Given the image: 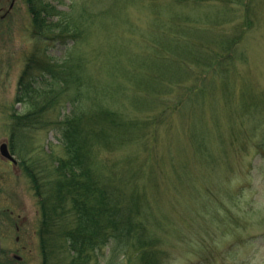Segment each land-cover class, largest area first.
<instances>
[{"label": "trees", "instance_id": "1", "mask_svg": "<svg viewBox=\"0 0 264 264\" xmlns=\"http://www.w3.org/2000/svg\"><path fill=\"white\" fill-rule=\"evenodd\" d=\"M24 1L32 16L35 50L26 61L16 96V103L28 109V113L14 115L13 127L42 131L54 126L63 152L49 165L39 161L29 163L24 159L21 162L38 201L37 237L41 264H166L169 252L165 248L167 243L162 240L169 220L167 215L161 214L158 205L163 199L168 206L169 199L155 171L159 174L162 168L166 172L162 176L165 180L168 175L176 179V191L182 193L183 198L185 193L190 200L198 196L197 203L202 209L203 195H211L210 180L204 174L198 175L196 183L202 186L197 193L189 178L192 168L199 165L210 166L211 170L216 165L228 167L233 161L231 148L237 145L235 149L239 151L242 147L240 139L245 133L240 116L260 107L248 104L242 110L234 140L230 138L227 143L223 141L216 147L207 144L206 147L202 136L196 137V143L190 138V131L197 132L191 126L197 125L201 118L204 110L201 111L200 106L208 96V89L216 88L212 77L205 80V71L219 73L221 65L233 55V47L240 44L243 36L242 26L248 22L246 18L253 8V0H226L233 9H242L245 15L241 16L243 23L238 28L241 32L227 37L228 52L224 56L221 54L219 59L203 50L207 41L200 38L207 28L200 23L201 16L195 15L200 11L207 17L218 14V11L207 14V6L213 0H142L150 8L154 23L149 27L150 32L141 33L142 43L155 50L154 58L162 60L161 63L175 59L165 70L157 66L158 85L155 86L140 83V70L147 54L138 55L139 59L133 62L124 58L130 63L128 71L119 57L114 59L107 55L102 61H88L80 51V46L85 40L87 42L89 26L106 14L110 18L111 7L122 0H110L107 10L85 13L80 18L74 17L71 10L67 13L57 11L45 0ZM189 13L196 16L194 20ZM221 37L219 40H223ZM54 44L67 49V56L58 63L46 57V50ZM218 47H223V43ZM190 49L195 50L196 55L182 60L181 53ZM121 51L126 55L124 49ZM92 64L95 70L90 76L88 66ZM193 68H197L199 74L195 75ZM101 70L104 75L108 73L110 79L118 76L130 85L122 87L117 83L118 90H115L113 84L102 81ZM220 74H224V69ZM184 76L193 81L191 85H183ZM173 92L177 97L174 103L160 102ZM121 104H126L123 110H120ZM154 107L162 109L153 117H141ZM57 110L59 114L54 117ZM176 115L180 116V121H185L182 127L185 129L182 130L184 146H173L170 141L171 146L162 155L158 143H154L155 134L161 127L169 126L168 116L175 119ZM132 145L141 147L146 156L150 154L149 173L144 171L138 155L123 160H115L112 156L117 152L122 155V150ZM222 145L225 146L221 150ZM10 151L15 152L13 147ZM182 152H186L184 157ZM210 153L217 156L215 161L211 160ZM174 200L170 207L174 206ZM180 239L183 241L182 237Z\"/></svg>", "mask_w": 264, "mask_h": 264}, {"label": "rangeland", "instance_id": "2", "mask_svg": "<svg viewBox=\"0 0 264 264\" xmlns=\"http://www.w3.org/2000/svg\"><path fill=\"white\" fill-rule=\"evenodd\" d=\"M45 1L59 12L67 13L71 10L77 18L85 13L95 14L107 10L110 2V0ZM252 7L250 15L248 14L246 18L248 22L245 23L241 17L245 15L243 10L233 9L226 0H213L211 5L207 6V14L217 11L218 14L214 13L207 17L202 16L201 11L195 12L196 16L197 14L201 16L200 23L207 28L202 36L204 39L200 38L208 42L205 43L206 47L200 45L204 47L206 54L217 55V59L221 54L226 55L227 39L235 34L239 35L238 32L241 30L238 28L242 23L243 36L240 37V44L233 47V55L221 65L219 73L210 74L209 70L205 71L207 78L205 80L208 81L212 77L216 88L208 89V96L200 106V110L204 111L198 124L191 126L197 131L189 132L192 141L196 143V137L202 136L206 147L207 144L216 147L223 141L227 143L230 138L234 140L242 110L248 104L252 107L259 104L260 107L251 109L253 113H244L240 116L243 118L242 132L245 133L240 139L239 146L242 147L239 151L235 149L237 145L231 148L230 156L233 161L228 167L216 165L211 170L210 166L199 165L192 168V177L189 178L193 180L197 193L200 185L202 186L196 183L197 176L204 174L210 180L211 195H203L202 209L197 203L198 196L190 200L185 193L186 196L183 198L182 193L176 191V179L168 175V179L165 180L162 176L166 172L162 168L158 167L159 174L155 171L159 184L162 182L163 191L168 196V203L175 199L174 206L170 207L169 204L167 206L163 199L158 205L161 214L167 215L169 220L162 240L163 243H167L165 248L169 252L166 264H264V0H253ZM151 13L148 5L142 0H122L111 7L108 15L110 18L106 17V14L89 26L87 42L85 40L80 46V51L88 61H102L107 55L114 59L119 57L122 66L128 71L130 63L124 61V58H129L133 62L135 58L139 59L138 55L147 54L143 61L145 65L140 70L142 71L140 83L145 86L158 85L155 79L159 69L157 66L165 70L175 59L161 63L162 60L154 58L155 50L145 47L142 43L141 33L150 32L149 27L153 23ZM189 15L192 20L196 17L192 13ZM31 20L32 16L24 0H1L0 148L7 145L13 161L5 159L0 151L1 264H41L37 237L38 201L21 162L24 159L29 163L39 161L49 165L54 158L63 154L59 133L54 126L42 131L15 130L13 127L14 115L19 117L28 113V109L16 103V96L19 78L26 68V61L35 50ZM221 35L223 40H219ZM220 42L223 43V47H218ZM122 49L126 51V55ZM66 50L63 46L54 44L46 50V57L58 63L67 56ZM196 53L193 49L186 50L181 53V59H191ZM94 64L88 66L90 76L94 74ZM223 69L224 74H220ZM193 70L195 75L199 74L197 68ZM99 75L104 83L113 84L115 90H118L117 83L123 85L122 87L130 85L118 76L110 79L109 74L104 75L102 70ZM183 79V85H191L193 82L187 76ZM174 96L175 92L162 98L160 102L165 100L166 105L174 103L177 99ZM160 102L162 107L163 104ZM123 107H126V104H121L120 110H123ZM161 109L154 107L147 113L144 112L141 117H153ZM63 112L64 109L61 108L60 113ZM167 112L170 115V111ZM57 114L59 110L53 116L57 117ZM175 117L170 119L168 116L169 126L161 127L155 134L154 143H158L162 155H165L171 146L170 141L173 142V146H184L182 130L185 129L182 127L185 121L183 119L180 121V116ZM224 146H220L221 150ZM12 147L14 153L10 151ZM122 151V155L118 152L112 155L115 160L138 155L144 171L150 172L152 166L150 154L146 156L141 147L132 145V148ZM185 154L186 152H182V157ZM210 156L212 161L217 159L212 153ZM178 188L181 186L178 185Z\"/></svg>", "mask_w": 264, "mask_h": 264}, {"label": "water", "instance_id": "3", "mask_svg": "<svg viewBox=\"0 0 264 264\" xmlns=\"http://www.w3.org/2000/svg\"><path fill=\"white\" fill-rule=\"evenodd\" d=\"M0 151H1L2 156H3L5 159H7V160L10 161V162H13V161H12V158H11L10 155H9V152H8V150H7V147H6L5 145H2V146H1ZM0 253H1V244H0Z\"/></svg>", "mask_w": 264, "mask_h": 264}, {"label": "flooded vegetation", "instance_id": "4", "mask_svg": "<svg viewBox=\"0 0 264 264\" xmlns=\"http://www.w3.org/2000/svg\"><path fill=\"white\" fill-rule=\"evenodd\" d=\"M7 1V0H6ZM0 3H1V0H0ZM11 3H13V2H11ZM10 3V5H9V7L11 6L12 7V4ZM10 7V8H11ZM6 147H7V150H8V152H9V148H8V146L6 145ZM9 154H10V152H9Z\"/></svg>", "mask_w": 264, "mask_h": 264}]
</instances>
